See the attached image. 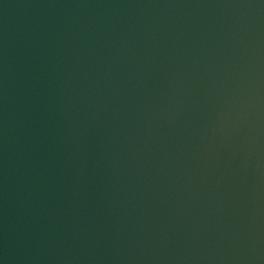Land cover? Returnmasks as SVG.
<instances>
[{
    "label": "water",
    "instance_id": "obj_1",
    "mask_svg": "<svg viewBox=\"0 0 264 264\" xmlns=\"http://www.w3.org/2000/svg\"><path fill=\"white\" fill-rule=\"evenodd\" d=\"M0 264H264V0H0Z\"/></svg>",
    "mask_w": 264,
    "mask_h": 264
}]
</instances>
